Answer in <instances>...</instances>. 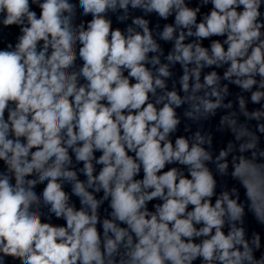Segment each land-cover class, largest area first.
Returning <instances> with one entry per match:
<instances>
[{
  "label": "clouds",
  "instance_id": "1",
  "mask_svg": "<svg viewBox=\"0 0 264 264\" xmlns=\"http://www.w3.org/2000/svg\"><path fill=\"white\" fill-rule=\"evenodd\" d=\"M79 3L83 14L92 16L87 29L80 25L76 30L70 17L64 16L74 7L68 0L38 3L39 18L29 0H0V22L5 27L20 26L23 33L15 50L0 51V160L15 180L13 184L12 176L0 174V253L19 259L21 264H106V258L107 264H115L113 257L123 245L128 259L120 264H193L198 257L205 264H264V259L254 260L243 228L235 225L243 216V206L228 191L222 192L214 205L211 202L216 181L205 163L212 156L201 146L204 137L197 133L191 147L186 138H176L175 146L168 138L179 124L173 105L179 107L181 98L170 91L155 103L149 102L150 93L155 95L157 88L165 87L159 77H168L170 72L164 65L154 77L145 67L147 54L159 49L148 22L137 18L133 23L143 32L129 28L124 34L119 29L111 30V21L104 15L109 9L115 11L117 4L126 10L129 3L133 8L155 11L164 19L175 10L176 26L187 29L188 36H226L223 43L227 50L221 42L213 41L209 55L199 43L184 44L185 34L181 31L167 59L184 66L181 84L185 92L190 79L187 66L192 63L196 65L191 70L193 92L212 87L220 79L213 71L204 77L202 85V67L222 64L230 65L225 79L235 76L233 82L249 90L257 83L254 76L264 78V40L260 39L264 24L257 22L261 0H211L212 10L200 23L196 22L199 9L187 7L185 0ZM240 6L243 11L238 12ZM174 31L173 26L166 25L161 38L172 40ZM40 41L43 45L38 49ZM77 42L83 62L79 74L67 71L77 58ZM151 63H159L158 58H152ZM78 75L86 84H78ZM260 87L264 88V79ZM207 95L217 99L199 98V105L193 106L196 112L202 107L204 113H213L220 107V93L214 87ZM262 97L264 92L256 91L251 99L259 102ZM165 98L167 103L157 109L155 104ZM10 102L14 107H9ZM240 103L243 107L242 99ZM261 115L264 113H252L257 119ZM259 131L264 132V124L259 125ZM244 136L251 139L240 145V151L254 149L257 138L242 128L237 139ZM69 148L76 160L84 163L88 187L97 185L95 190L103 189L104 199L111 197L112 219L102 223L103 251L96 227L101 202L76 179L75 171L65 168L71 163ZM95 151L102 153L96 163L103 167L93 176ZM227 154L221 151L217 161ZM255 156L253 153V159H248L241 155L238 162L234 161L232 176L246 189L251 210L264 223V163L256 162ZM173 163L187 166L191 178L176 167L162 171L166 164ZM227 167V163H218L221 173ZM141 168L143 178L134 179ZM33 173L38 174V180L26 179ZM62 179L75 181L72 191L80 197V210L69 204V196L58 182ZM44 181L43 201L51 214L66 221V226L42 222L40 214L30 210L39 202L33 189ZM157 198L163 203L156 205L152 213L147 202ZM189 205L193 206L191 211H187ZM115 221L127 228L118 227ZM226 221L230 224L227 235L222 231ZM201 236L210 238L199 244L193 242ZM253 243L259 247L258 235ZM3 256L0 264H4Z\"/></svg>",
  "mask_w": 264,
  "mask_h": 264
}]
</instances>
